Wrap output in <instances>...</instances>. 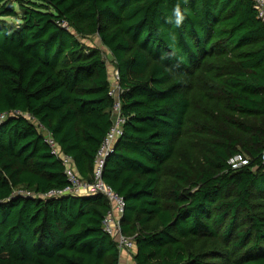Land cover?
I'll use <instances>...</instances> for the list:
<instances>
[{
  "label": "trees",
  "instance_id": "1",
  "mask_svg": "<svg viewBox=\"0 0 264 264\" xmlns=\"http://www.w3.org/2000/svg\"><path fill=\"white\" fill-rule=\"evenodd\" d=\"M3 1L0 264L119 263L102 195L43 198L68 181L40 127L93 180L108 63L125 122L102 180L125 201L134 263L264 264V23L250 0ZM235 155L247 164L232 169Z\"/></svg>",
  "mask_w": 264,
  "mask_h": 264
},
{
  "label": "built area",
  "instance_id": "2",
  "mask_svg": "<svg viewBox=\"0 0 264 264\" xmlns=\"http://www.w3.org/2000/svg\"><path fill=\"white\" fill-rule=\"evenodd\" d=\"M250 2L252 3V7L256 12L257 19L264 23V0H250ZM111 78L109 94L114 98L111 126L102 139L98 150L96 151L94 161V176L92 182L80 180L75 176L71 168V157L60 153L50 134L44 128L40 127L44 143H46L49 147L50 153L61 160V163L64 167V173L68 181V185L62 190L50 191L46 193L43 198L49 199L65 195H102L107 200L110 207V210L107 212L102 221L103 229L106 233L112 236L119 250H126L129 252L133 248V238L124 236L121 233L120 227V220L125 209V201L123 197L119 196L109 186L105 185L102 180V171L105 160L110 154L113 153L115 143L122 134L123 124L125 122V117L120 114L119 93L122 90L118 83L119 77L117 70L113 69ZM14 114L19 115L20 113L17 111L9 113V115ZM7 116V113L0 114V122L3 121ZM261 161L262 164H264V149L261 153ZM227 164L230 165L232 169H238L242 166H245L247 164V160L242 158L240 155H235L228 160ZM19 194L26 195L29 193L20 191Z\"/></svg>",
  "mask_w": 264,
  "mask_h": 264
},
{
  "label": "clouds",
  "instance_id": "3",
  "mask_svg": "<svg viewBox=\"0 0 264 264\" xmlns=\"http://www.w3.org/2000/svg\"><path fill=\"white\" fill-rule=\"evenodd\" d=\"M173 15H174V17H175V24L177 25V26H179L180 24H181V22L183 21V19H184V17H183V14H182V12H181V10H180V8H179V6H177V7H175L174 9H173ZM109 64V63H108ZM109 67H110V74H111V76H110V79H112L111 77H112V71H113V66L111 65V64H109ZM111 81V80H110Z\"/></svg>",
  "mask_w": 264,
  "mask_h": 264
},
{
  "label": "crops",
  "instance_id": "4",
  "mask_svg": "<svg viewBox=\"0 0 264 264\" xmlns=\"http://www.w3.org/2000/svg\"><path fill=\"white\" fill-rule=\"evenodd\" d=\"M111 76V74H110ZM118 264H135L132 256L126 250H120L119 252V263Z\"/></svg>",
  "mask_w": 264,
  "mask_h": 264
},
{
  "label": "rangeland",
  "instance_id": "5",
  "mask_svg": "<svg viewBox=\"0 0 264 264\" xmlns=\"http://www.w3.org/2000/svg\"><path fill=\"white\" fill-rule=\"evenodd\" d=\"M5 1H11V0H4L3 2H5ZM92 41H94L93 43L94 44H96V45H98L99 43H98V40H96V39H91V42ZM104 57H105V60H106V62L110 59V56L107 54V53H104ZM107 68H108V73L110 74V67H109V64H107Z\"/></svg>",
  "mask_w": 264,
  "mask_h": 264
}]
</instances>
